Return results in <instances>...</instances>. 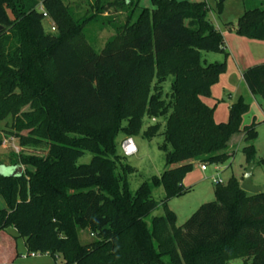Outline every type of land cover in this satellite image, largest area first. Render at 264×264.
<instances>
[{"label": "trees", "instance_id": "1", "mask_svg": "<svg viewBox=\"0 0 264 264\" xmlns=\"http://www.w3.org/2000/svg\"><path fill=\"white\" fill-rule=\"evenodd\" d=\"M224 1L215 0L218 11ZM151 3L134 21L133 0L109 3L124 8L126 19L96 51L83 36L84 20H75L62 0H0V122L11 117L10 134L21 147L46 146L43 155L18 157L21 174L0 173L3 264L18 257L17 237L27 253L62 256L50 264H264V189L248 193L236 177L217 183L215 199L181 226L165 204L188 190L182 181L195 161L223 163L232 135L252 142L257 131L255 122L242 125L249 106L241 96L224 122H215L214 106L202 100L226 69L225 61L202 58L224 51L208 3ZM97 4L105 8V1ZM47 17L54 30H45ZM235 32L264 42V9L245 10ZM242 79L264 100V62L243 70ZM144 116L164 120L144 135L150 139L162 128L160 148L173 167L130 192L125 171L133 169L122 164L117 137L139 134ZM86 152L90 161L77 163ZM242 152L247 166L257 165L252 143ZM158 185L164 214L148 225ZM81 230L94 239L81 243Z\"/></svg>", "mask_w": 264, "mask_h": 264}, {"label": "rangeland", "instance_id": "2", "mask_svg": "<svg viewBox=\"0 0 264 264\" xmlns=\"http://www.w3.org/2000/svg\"><path fill=\"white\" fill-rule=\"evenodd\" d=\"M67 5L75 20H84L82 28L83 36L86 41L96 50L99 51L105 44L106 40L115 33V28L122 25L126 19V10L120 8L114 3L116 0H99L105 1L104 9L98 8V0H62ZM128 0H126L127 2ZM189 2L206 1L211 8L208 13V19L221 32L223 36L224 51L202 52V58L206 62L225 61V72L220 74L216 83L211 87V97H203L202 100L210 107L214 106L215 122H224L228 118V108L231 103L242 97L248 104V111L242 116V125L256 124L257 138L252 142H246L240 134H234L228 141L227 152L230 155L228 160L223 163L207 162L206 170L200 169V161L193 163L192 170L187 173L182 181V186L188 189L186 192L171 197L166 200V206L173 212L177 226L183 223L199 208L200 205L215 199L214 180L219 184H226L231 177L242 178L245 168L247 167L245 155L242 152L244 146L252 143L255 154L254 166L252 172V184L264 189V100L259 96L252 95L247 89L240 70L248 66L264 62V43L258 40L242 38L235 32L237 19L245 10L260 8L264 9V0H225L221 10L216 9L215 0H178ZM121 2V0H119ZM134 5L129 6L131 9V20L134 21L141 8H152L151 0H133ZM54 22L50 18L44 20L45 30ZM173 77L168 76L163 82V94L170 91V84ZM24 107L23 110H27ZM163 119L153 120L146 116L142 118V127L137 135L132 139L137 147V153L131 156H124L120 150V143L125 138L119 134L117 137V153L121 156L123 165L133 169L125 171V179L128 183L130 192H134L143 182H149L153 176H160L163 171L171 166H167L164 159V152L160 145L163 136L159 134L152 138L144 135L145 129L156 122L163 124ZM11 117H7L0 122V173L10 174L11 170H17L18 157L21 154L43 155L46 152V146L38 147H21L18 139L11 136L10 131ZM23 134L26 131L22 132ZM92 155L86 152L77 163L86 164L90 161ZM24 169V167H22ZM23 172V170H22ZM152 196L158 202V206L146 217V222L150 225L153 217L164 214V196L165 191L162 185L152 188ZM0 208H6L4 200L0 197ZM8 233L17 236L16 230L10 228ZM80 242L88 243L94 239L88 230L80 231ZM18 257L11 264H50L53 262L60 263L62 256L53 258L46 255L28 256L22 259V255H27L24 240L17 237L15 240ZM6 250V248H4ZM0 249V253L4 252ZM241 260H232L228 264H239ZM0 264H3L0 262Z\"/></svg>", "mask_w": 264, "mask_h": 264}, {"label": "water", "instance_id": "3", "mask_svg": "<svg viewBox=\"0 0 264 264\" xmlns=\"http://www.w3.org/2000/svg\"><path fill=\"white\" fill-rule=\"evenodd\" d=\"M255 164H253L252 162L248 164V166L246 167L243 176H242V180L240 182V188L248 193H258L260 192L263 188L259 187V186H254L252 184V172L254 169ZM17 170H11V173L9 175H19L22 173V167L18 166Z\"/></svg>", "mask_w": 264, "mask_h": 264}, {"label": "built area", "instance_id": "4", "mask_svg": "<svg viewBox=\"0 0 264 264\" xmlns=\"http://www.w3.org/2000/svg\"><path fill=\"white\" fill-rule=\"evenodd\" d=\"M50 29L54 30V24L50 25ZM120 150L124 156H131L137 153V147L132 139V137H125L120 143ZM201 170H206V165L204 163L200 164ZM214 183H219L218 180H214ZM37 254L28 253L27 255H22V259L27 258L28 256H35Z\"/></svg>", "mask_w": 264, "mask_h": 264}, {"label": "crops", "instance_id": "5", "mask_svg": "<svg viewBox=\"0 0 264 264\" xmlns=\"http://www.w3.org/2000/svg\"><path fill=\"white\" fill-rule=\"evenodd\" d=\"M241 37V36H240ZM242 38H245V37H242ZM262 42V41H261ZM264 43V42H263ZM248 67H250V66H248ZM246 68H241V70H240V73H241V76H242V72H243V70H245Z\"/></svg>", "mask_w": 264, "mask_h": 264}]
</instances>
